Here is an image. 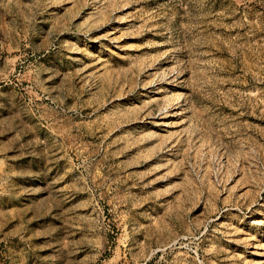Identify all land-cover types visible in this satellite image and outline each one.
Segmentation results:
<instances>
[{
    "label": "rangeland",
    "instance_id": "374dc122",
    "mask_svg": "<svg viewBox=\"0 0 264 264\" xmlns=\"http://www.w3.org/2000/svg\"><path fill=\"white\" fill-rule=\"evenodd\" d=\"M0 264H264V0H0Z\"/></svg>",
    "mask_w": 264,
    "mask_h": 264
}]
</instances>
